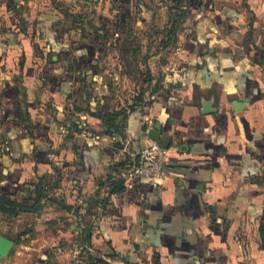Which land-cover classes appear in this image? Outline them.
Masks as SVG:
<instances>
[{"label": "crops", "instance_id": "crops-1", "mask_svg": "<svg viewBox=\"0 0 264 264\" xmlns=\"http://www.w3.org/2000/svg\"><path fill=\"white\" fill-rule=\"evenodd\" d=\"M46 1L0 0V195L56 183L72 200L62 208L89 228L73 242L80 264H264V0H190L123 137L95 114L113 109L101 66L104 30L118 38L113 14L64 26ZM155 124L162 175L130 177ZM50 251L30 264L70 257Z\"/></svg>", "mask_w": 264, "mask_h": 264}, {"label": "rangeland", "instance_id": "rangeland-1", "mask_svg": "<svg viewBox=\"0 0 264 264\" xmlns=\"http://www.w3.org/2000/svg\"><path fill=\"white\" fill-rule=\"evenodd\" d=\"M172 1L130 0L128 13L131 14V29L128 41L124 37L121 46L117 36L108 37L109 44L107 43L104 54H101L104 57L101 59V66L105 68L106 84L110 90L106 104L113 109H129L137 104L136 97L140 92L146 91L143 97L145 100L148 92L156 86L152 82L153 75H160V66L167 60L164 52L174 43L171 37L166 38L164 30L165 25L171 24L174 14H177L175 10L169 11ZM123 2L124 0H47L43 2L47 6L42 5L41 8L50 13L54 12L53 9L60 10L57 18L62 22L66 21L64 26L85 25L89 28L88 26H94L93 22L107 20L111 24L110 11L123 7ZM181 25V22L176 23V27L181 28ZM59 189L47 191L46 197L42 199V210L39 213L42 218L29 213L15 217L0 214V235L14 241L6 259L0 260V264H30L35 254L42 250L51 254L50 248L55 246L68 250L63 253H70V257H62V264H80L75 262L74 256L77 254L73 243L79 241V232L83 230L79 227L80 218L75 216V206L71 213L62 208L64 203L69 204L72 200Z\"/></svg>", "mask_w": 264, "mask_h": 264}, {"label": "trees", "instance_id": "trees-1", "mask_svg": "<svg viewBox=\"0 0 264 264\" xmlns=\"http://www.w3.org/2000/svg\"><path fill=\"white\" fill-rule=\"evenodd\" d=\"M189 1L190 0H173L171 2L169 11L175 10L177 14H174L175 18L174 20L173 19L171 20V24L169 25L166 24L164 27L165 36H167L166 37L167 39L171 37L172 41L175 40V36L178 30H180V27H176V23L178 22L182 23L185 17L188 16L189 7L187 6H189ZM123 3H124L123 7L121 6L120 8H114L111 10V13L113 14V21L111 24V27L113 30L112 34H115V33L118 34L117 40L121 41V46L123 45L122 40H124V37H125V41H128L127 39L130 37V29H131L130 21H129L131 14L128 13L129 12L128 6L130 4V0H124ZM77 27H80V26H77ZM91 27L95 28V26H91ZM108 37L109 36H108L107 30H104V35H103L104 48H105L106 43L109 42ZM104 48L102 47L101 51H104ZM153 91H154L153 88L149 91L148 99L152 95ZM145 93L146 91L145 92L142 91L140 92V94H138V96L136 97L137 104L140 103L144 105L148 102L146 99L144 100L143 98ZM137 104H134L132 107H134ZM127 110H128L127 108H119V109H112V110L107 109L103 111L101 110L97 111L95 114L101 120L102 132L108 135L118 134L123 137L124 119H125V116H126L125 114ZM74 126H75V129H77V124L74 123ZM121 164L122 163L119 162L116 165L118 167ZM50 186L51 187H48L46 184H43V183L36 184L32 195L24 196L19 200L7 198L3 195H0V214L7 215V216H16L19 213H36L40 211L42 207V199L46 197L47 191L57 188L56 183H53ZM113 189L116 190L117 187L114 188V185L112 187V184H111V191ZM95 203L96 202L92 200L89 207H94ZM69 210H71V208H69ZM76 211L77 210H74V212ZM81 229H83L82 230V237H83L82 241L85 242L89 238V228L85 226ZM260 233H261V238H262L261 246L264 248V223L260 227ZM88 258L98 261L96 257L89 256Z\"/></svg>", "mask_w": 264, "mask_h": 264}, {"label": "built area", "instance_id": "built-area-1", "mask_svg": "<svg viewBox=\"0 0 264 264\" xmlns=\"http://www.w3.org/2000/svg\"><path fill=\"white\" fill-rule=\"evenodd\" d=\"M77 128L80 133H87L86 126L83 123H78ZM168 154V148L158 141H151L144 147L139 155V158L133 166H131L128 175L143 176L152 180H157L161 177L163 166ZM82 228V224L79 225Z\"/></svg>", "mask_w": 264, "mask_h": 264}, {"label": "water", "instance_id": "water-1", "mask_svg": "<svg viewBox=\"0 0 264 264\" xmlns=\"http://www.w3.org/2000/svg\"><path fill=\"white\" fill-rule=\"evenodd\" d=\"M147 135L149 139L153 141H158L161 144H164L162 140H160L159 134V125L155 124L148 132ZM165 145V144H164ZM14 241L5 236H0V259L6 258L10 249L13 247Z\"/></svg>", "mask_w": 264, "mask_h": 264}]
</instances>
